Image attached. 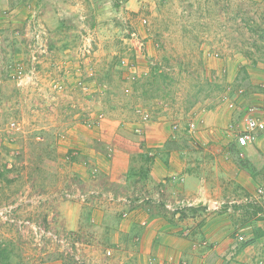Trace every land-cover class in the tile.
<instances>
[{
  "label": "rangeland",
  "instance_id": "374dc122",
  "mask_svg": "<svg viewBox=\"0 0 264 264\" xmlns=\"http://www.w3.org/2000/svg\"><path fill=\"white\" fill-rule=\"evenodd\" d=\"M263 34L264 0H0V264H109L90 208L138 195L146 131L216 105L241 125ZM115 141L137 152L125 181Z\"/></svg>",
  "mask_w": 264,
  "mask_h": 264
},
{
  "label": "crops",
  "instance_id": "0c3cea01",
  "mask_svg": "<svg viewBox=\"0 0 264 264\" xmlns=\"http://www.w3.org/2000/svg\"><path fill=\"white\" fill-rule=\"evenodd\" d=\"M261 87L239 98V104L264 107ZM237 113L218 105L201 111L190 118L197 123L193 134L186 126L162 132L167 137L146 131L148 142L142 147L147 146L153 157L146 171L140 168L131 175L140 185L136 188L139 193L135 199L127 196L120 203L102 201V205L95 203L90 208L91 222L88 214L85 217L93 230L87 237L93 245L102 247L90 251L101 256L110 248L113 257L109 264H246L256 255L264 258V236H255L264 231V219L257 221V217L246 213L251 198L264 185V168H255L256 175H252L241 165L244 152H250L254 167L260 156L264 164V134L256 144L242 150L234 129H227V125L237 123ZM171 133L178 138L172 141ZM115 142L124 148L117 154L125 181L137 152L133 154L135 150L126 142ZM253 204L264 209L262 199ZM69 207L66 218L76 221L70 226H80L81 215L88 210L81 211L76 203ZM193 240H206L209 245L196 249L192 247Z\"/></svg>",
  "mask_w": 264,
  "mask_h": 264
},
{
  "label": "built area",
  "instance_id": "2783aa9c",
  "mask_svg": "<svg viewBox=\"0 0 264 264\" xmlns=\"http://www.w3.org/2000/svg\"><path fill=\"white\" fill-rule=\"evenodd\" d=\"M239 93L243 95L245 90L240 89ZM232 106H234V104ZM262 109L263 107L261 105L251 104L248 108L240 110L239 121L241 122V125H237V127L234 128L236 141L240 146L256 144L260 136L264 134V114ZM188 127L190 132L193 133L197 129V123L195 121H191L189 122ZM262 194H264V188L261 187L258 191V195L261 196ZM240 239H243V237L240 236ZM200 245L208 247L209 244L206 240H193V248L198 249V246ZM106 254L111 256L113 255V251L109 249ZM203 264H207V262H204ZM246 264H253V262L249 261ZM256 264H264V259L259 258L256 261Z\"/></svg>",
  "mask_w": 264,
  "mask_h": 264
},
{
  "label": "trees",
  "instance_id": "16d2710c",
  "mask_svg": "<svg viewBox=\"0 0 264 264\" xmlns=\"http://www.w3.org/2000/svg\"><path fill=\"white\" fill-rule=\"evenodd\" d=\"M260 37L264 39V34L263 35H260ZM244 148H245L244 146L241 147L242 150H244ZM245 155L246 154L244 152L243 153V156H241V158H242L241 165L244 167V169H247L252 175H256V171L255 170L258 167L259 168H262V170H263L264 164L262 163L263 161H262V157L261 156H260L259 160L255 159V167H254L253 166L254 163H252V160L249 157L250 152H248V155H246V157H245ZM246 213H249L252 216H256L257 218L264 219V209L262 207H260L258 204H252V203H250V205L248 206V210H246ZM255 236L256 237H262V236H264V231H262L260 233L258 232L257 235H255ZM1 255L2 254L0 252V256Z\"/></svg>",
  "mask_w": 264,
  "mask_h": 264
},
{
  "label": "clouds",
  "instance_id": "9594fccd",
  "mask_svg": "<svg viewBox=\"0 0 264 264\" xmlns=\"http://www.w3.org/2000/svg\"><path fill=\"white\" fill-rule=\"evenodd\" d=\"M264 88V87H263ZM245 94V93H244ZM235 138H236V136H235ZM237 142V141H236ZM238 144V143H237ZM252 145H254V144H252ZM238 146H240L239 144H238ZM248 146H250V145H248ZM240 147H242V146H240ZM244 147H246V146H244ZM262 188H264V185L263 186H261ZM260 187V188H261ZM259 188V189H260ZM259 189H258V191H259ZM258 191H257V195L255 196V197H253V198H251V202L250 203H258V198H259V200L260 199H262V200H264V194H262L261 196L260 195H258ZM241 236V235H240ZM240 236H239V239H240ZM242 237H243V239H244V236L242 235ZM242 240V239H241ZM261 259H264V258H261ZM249 262V261H248ZM253 262V261H252ZM247 263V262H246ZM253 264H254V262H253ZM256 264V263H255Z\"/></svg>",
  "mask_w": 264,
  "mask_h": 264
}]
</instances>
